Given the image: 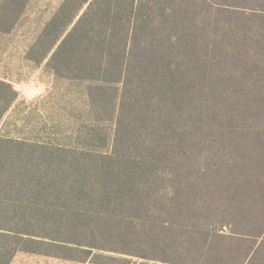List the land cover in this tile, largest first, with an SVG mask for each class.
<instances>
[{
	"label": "trees",
	"instance_id": "obj_1",
	"mask_svg": "<svg viewBox=\"0 0 264 264\" xmlns=\"http://www.w3.org/2000/svg\"><path fill=\"white\" fill-rule=\"evenodd\" d=\"M25 59L54 95L0 76V264H264V0H63Z\"/></svg>",
	"mask_w": 264,
	"mask_h": 264
},
{
	"label": "rangeland",
	"instance_id": "obj_2",
	"mask_svg": "<svg viewBox=\"0 0 264 264\" xmlns=\"http://www.w3.org/2000/svg\"><path fill=\"white\" fill-rule=\"evenodd\" d=\"M3 0H0V3ZM63 0H30L12 32L0 34V76L8 77L18 93V102L25 107L35 105L47 95H54L53 78L45 69V63L36 65L25 59L27 49L44 28ZM40 88L42 95L36 97L34 89ZM28 112V110H26ZM27 112H24L26 114ZM10 113L3 123L11 122ZM22 125V123H20ZM10 129V127L8 126ZM11 264H78L55 259L18 254ZM90 264V263H84Z\"/></svg>",
	"mask_w": 264,
	"mask_h": 264
},
{
	"label": "built area",
	"instance_id": "obj_3",
	"mask_svg": "<svg viewBox=\"0 0 264 264\" xmlns=\"http://www.w3.org/2000/svg\"><path fill=\"white\" fill-rule=\"evenodd\" d=\"M34 95H35L36 97H40V96L42 95V93H41L39 87H36V88L34 89Z\"/></svg>",
	"mask_w": 264,
	"mask_h": 264
}]
</instances>
